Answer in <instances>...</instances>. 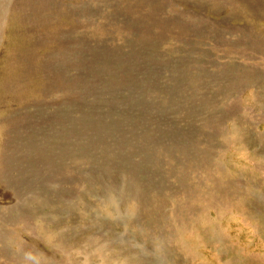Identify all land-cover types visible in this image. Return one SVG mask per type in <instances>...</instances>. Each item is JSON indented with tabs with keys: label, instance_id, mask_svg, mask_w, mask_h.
<instances>
[{
	"label": "rangeland",
	"instance_id": "1",
	"mask_svg": "<svg viewBox=\"0 0 264 264\" xmlns=\"http://www.w3.org/2000/svg\"><path fill=\"white\" fill-rule=\"evenodd\" d=\"M8 1L0 264H264V0Z\"/></svg>",
	"mask_w": 264,
	"mask_h": 264
},
{
	"label": "bare ground",
	"instance_id": "2",
	"mask_svg": "<svg viewBox=\"0 0 264 264\" xmlns=\"http://www.w3.org/2000/svg\"><path fill=\"white\" fill-rule=\"evenodd\" d=\"M1 1V0H0ZM3 1V0H2ZM5 1H8V0H5ZM9 2V1H8ZM10 3V2H9ZM2 5V4H1ZM7 7V6H6ZM0 24H1V26H3L4 24H3V11H2V8H0ZM260 65V64H259ZM234 130V129H233ZM213 144V143H212ZM161 174V173H160ZM227 174V173H226ZM230 174V173H229ZM64 176H66V175H64ZM189 179V178H188ZM235 179V178H234ZM140 180H141V178H140ZM166 180V179H165ZM243 180V179H242ZM170 181V180H169ZM183 181V180H182ZM224 181V180H223ZM187 182V181H186ZM236 182V181H235ZM4 183V182H3ZM171 183V182H170ZM235 184V183H234ZM7 185V184H6ZM139 185V184H138ZM225 186V185H224ZM122 187V186H121ZM166 188V187H165ZM146 189V188H145ZM156 192V191H155ZM197 193V192H196ZM133 195V194H132ZM253 195V194H252ZM102 196V195H101ZM250 196V195H249ZM120 197V196H119ZM186 197V196H185ZM240 198H241V196H240ZM109 199V198H108ZM217 201V200H216ZM132 202V201H131ZM218 202V201H217ZM103 204V203H102ZM119 204V203H118ZM117 204V205H118ZM101 205V204H100ZM220 205V204H219ZM189 206V205H188ZM137 208V207H136ZM222 208V207H221ZM198 210V209H197ZM84 211V210H83ZM80 212V211H79ZM86 212V211H85ZM102 212V211H101ZM195 212V211H194ZM114 213V212H113ZM192 213V212H191ZM85 215V214H84ZM195 215V214H194ZM73 216V215H72ZM211 216V215H210ZM209 216V217H210ZM178 218V217H177ZM195 218V217H194ZM199 218V217H198ZM68 220V219H67ZM184 221V220H183ZM191 221H192V219H191ZM46 222V221H45ZM60 224V223H59ZM126 224V223H125ZM26 228V227H25ZM63 230V229H62ZM151 230V229H150ZM14 232V231H13ZM43 232H45V231H43ZM54 233V232H53ZM65 233V232H64ZM64 235V234H63ZM88 235V234H87ZM136 236V235H135ZM34 237V236H33ZM138 237H140V235L138 236ZM44 239V238H43ZM78 239V238H77ZM74 240V239H73ZM24 241V240H23ZM46 242V241H45ZM79 243V242H78ZM127 244V243H126ZM75 245H76V243H75ZM93 246V245H92ZM91 248V247H90ZM96 248V247H95ZM100 249V248H99ZM98 249V250H99ZM111 250V249H110ZM124 254V253H123ZM191 254V253H190ZM108 255V254H107ZM197 255V254H196ZM129 256V255H128ZM205 258V257H204ZM82 259V258H81ZM70 263V262H69ZM108 263V262H107ZM114 264H116L115 262H114ZM117 264H118V262H117ZM119 264H122V263H119ZM256 264V263H255Z\"/></svg>",
	"mask_w": 264,
	"mask_h": 264
}]
</instances>
